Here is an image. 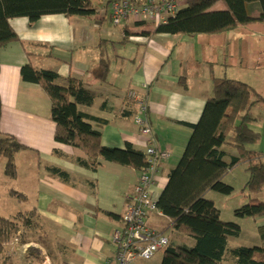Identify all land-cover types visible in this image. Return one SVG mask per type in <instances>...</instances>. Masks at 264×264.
Wrapping results in <instances>:
<instances>
[{
	"label": "crops",
	"instance_id": "1",
	"mask_svg": "<svg viewBox=\"0 0 264 264\" xmlns=\"http://www.w3.org/2000/svg\"><path fill=\"white\" fill-rule=\"evenodd\" d=\"M112 1L115 0H92L96 9L92 17L55 14L43 16L35 23H30L28 18L11 19V26L24 44L16 41L0 48L1 131L14 135L25 146L23 149L32 151L26 165H21L20 154L17 179L24 177L31 186L21 191L34 203L29 211L18 213L35 211L38 217L28 228L36 236L26 241L23 231L28 232V228L21 229L7 244L11 252L18 250L15 260H25L24 264H46L45 261L106 264L114 258L117 248L113 236L123 225L122 216L140 176L139 170L103 159L94 171L81 165L80 161L87 159L81 150L57 143L51 101L39 85L22 80L21 69L25 65L56 72L61 86H67L70 78L83 81L94 102L79 108L108 121L101 128L102 144L108 148L125 149L129 144L145 151L147 138L134 123L137 104L129 98V92H136L147 102L153 142L158 149L171 153L161 164L152 187V196L158 201L168 184L170 171L179 163L193 133L186 124L199 122L206 102L214 94V79L227 78L223 76H227L228 56L248 57L240 40L247 33L240 30L242 26L236 32L222 34L143 35L157 26L145 22L115 26L109 7ZM181 3L183 7L186 1ZM227 9V4L220 1L211 11ZM252 9L253 15L259 13L258 4ZM126 30L133 34L128 36ZM131 37L141 41H133ZM102 55L109 60L106 80L99 79ZM261 56L264 55L255 58ZM256 59L253 64H240L254 72L248 74L249 79L240 80L264 95V63H256ZM263 60L264 57L259 61ZM253 111L257 118L254 126L261 140L251 149L264 155V128L260 131L258 122L264 115V105H257ZM223 150L230 156L238 154ZM51 168L67 172L68 179L52 174ZM225 170L226 173L235 171ZM225 170L219 172L218 178L223 180ZM247 180L245 175L243 182L246 184ZM210 183L203 188L204 196ZM256 197L264 202V192ZM217 208L223 220L234 221L241 227L240 237L229 239L230 249L261 245L259 228L264 226V216L237 218L235 211L239 208L234 207L224 218L223 210ZM107 212L119 218H109ZM149 226L152 227L150 223ZM247 231L252 232L249 244L241 241ZM30 245L46 251V255L30 250ZM170 245H174L172 241ZM8 249L6 256L10 253ZM220 264H235V261L229 258Z\"/></svg>",
	"mask_w": 264,
	"mask_h": 264
},
{
	"label": "trees",
	"instance_id": "2",
	"mask_svg": "<svg viewBox=\"0 0 264 264\" xmlns=\"http://www.w3.org/2000/svg\"><path fill=\"white\" fill-rule=\"evenodd\" d=\"M185 1V6L166 24L142 34H222L252 23H264V0ZM220 1L228 9L211 11ZM254 4L259 6L256 15L252 14ZM55 14L92 17L96 9L92 0H0V48L16 41L24 44L11 26V19L28 18L30 23H35L43 16ZM126 31L128 36L133 34ZM108 69L109 60L102 55L100 80L107 79ZM21 77L24 82L39 85L47 94L51 118L56 125L54 139L81 150L87 156L86 161H80L81 165L96 171L101 166L99 160L103 159L140 172L147 167L145 151L129 144L125 149L103 146L101 128L108 121L80 110L79 106H91L94 102L83 81L70 78L67 86H61L56 72L40 70L31 64L21 69ZM213 83L214 94L206 102L199 122L186 124L193 133L157 201L159 211L169 218L170 226L195 242L192 247L169 245L164 250L162 264H220L229 258L235 264H264V226L259 228L261 245L230 249L229 239L240 237L241 227L234 221L223 220L215 202L203 194V188L212 181L211 190L231 195L234 188L218 178L219 172L247 163L249 176L244 188L249 192L248 202L235 211V216L253 219L264 216V202L256 197L264 192V155L250 147L261 140V134L252 125L257 121L253 110L257 105H264V95L238 80L217 78ZM2 112L0 96V125ZM223 146L235 148L237 156H230ZM23 148L14 135L3 133L0 126V155L6 158L5 173L9 177L17 175L16 154ZM50 172L68 179V173L58 168H51ZM106 215L119 218L110 212ZM37 217L35 211L18 213L11 219L0 214V262L9 260L7 244L16 233L28 228Z\"/></svg>",
	"mask_w": 264,
	"mask_h": 264
},
{
	"label": "built area",
	"instance_id": "3",
	"mask_svg": "<svg viewBox=\"0 0 264 264\" xmlns=\"http://www.w3.org/2000/svg\"><path fill=\"white\" fill-rule=\"evenodd\" d=\"M181 8V0H147L142 3L115 0L110 5L111 19L115 26L125 25L127 22L164 25ZM130 39L141 41L137 37ZM129 98L137 104L134 123L147 138L145 141L147 167L140 172L134 192L129 196L127 210L122 216L123 225L113 236L117 248L115 256L106 264H137L138 261H149L170 245L169 237L150 227L148 218L151 214L164 216L158 209L157 200L152 196V187L157 181L161 164L171 157V153L158 149L153 142L147 102L134 91L129 92Z\"/></svg>",
	"mask_w": 264,
	"mask_h": 264
},
{
	"label": "rangeland",
	"instance_id": "4",
	"mask_svg": "<svg viewBox=\"0 0 264 264\" xmlns=\"http://www.w3.org/2000/svg\"><path fill=\"white\" fill-rule=\"evenodd\" d=\"M146 1L147 0H144L143 2H146ZM240 30L242 32H245V31L247 32L246 34L244 33L243 38L240 40L242 41L241 43L242 47L244 48L246 47L247 49L248 57H240L238 54L237 55L230 54L228 56V59H229L228 64L230 68L229 66L225 67V70H227L226 71L227 76L226 75L223 76V77H227L230 79H236V80L249 79L248 74L254 73L253 71H247L246 68L245 70L244 68L240 67V64H243V65L247 63L253 64L254 59H256L255 57H257L258 55H264V23H260V22L252 23L248 26H243V29H240ZM233 32H236V30H234ZM234 41L236 45V42L238 41V39L236 38ZM239 45H236L238 46V49H239ZM263 57L264 56H261L260 59H256L255 62L264 63V60L259 61ZM258 122L260 124V127H259L261 129L260 131H263L262 129L264 128V115L262 116L261 120ZM253 126L254 124L252 125V127ZM255 127L256 125L254 126V129L257 130V127L256 128ZM250 147L253 148V145H251ZM223 148L228 149L230 152L237 151L235 148L230 147V146H223ZM31 152H32L31 150L23 149L21 153L19 154L17 153L18 155L16 154L17 175H18V161L20 160V156H21L20 154H22V158H23V163L21 165H26L25 161H30L32 158ZM247 167H248L247 163H241L233 168L235 171L233 170L234 172L232 173H226L227 171L225 170V173H224L225 176L223 178V181L231 185L234 188V192L231 195H223L211 189L207 190L205 193L206 198L214 200L217 207L223 210L224 218L228 217L227 214L230 209L234 207L240 208L242 206V203L245 204L248 202L249 192L248 190H245L244 188L245 183L243 182L245 175L247 176V179L249 176L248 172L246 171ZM5 168H6V158L0 155V214L3 217L11 219L12 217L18 215V212H25V211H29L30 209H32L34 200L31 197L29 199L20 197V195L27 196L25 193L21 191V189H24V187H31V186L26 182V180L22 179L24 177H21L20 180L19 178L17 179V175L14 178L9 177L5 173ZM148 221H149L148 224L150 223L152 227H156L159 230L164 231L165 235L169 237L170 241H172L174 245H193V243L195 242L194 239H192L191 237H188L186 235H183L175 231L170 226L169 220L166 217L159 218L156 216V214H151ZM32 230H33L32 228H28V232L23 231L24 236H25L23 238L24 240L28 241V240H33L35 238L36 234H33ZM251 235H252V232L247 231V234L244 235V237L241 239L242 243L249 244ZM21 241H22V238L20 240V243ZM29 248H32L30 250H35V251L39 250V249H33V248H38V247H32L31 245L29 246ZM39 251L41 252V256L46 255V251L45 252L44 251L42 252L41 250ZM9 252L10 253H8L6 256V257H9V260L7 262L2 260L0 264H24L25 263V260H23L22 262L15 260L17 257H14V256L15 254L18 253V250H14L13 252L9 250ZM13 253L14 255L12 256ZM20 255H23V253H21ZM162 259H163V252H160L155 257H153L151 260L138 261L137 264H162ZM13 260L15 263L13 262ZM45 263L50 264V262H47V261H45Z\"/></svg>",
	"mask_w": 264,
	"mask_h": 264
}]
</instances>
